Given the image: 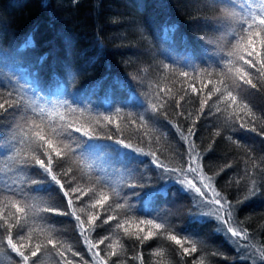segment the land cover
I'll use <instances>...</instances> for the list:
<instances>
[{
    "label": "trees",
    "instance_id": "16d2710c",
    "mask_svg": "<svg viewBox=\"0 0 264 264\" xmlns=\"http://www.w3.org/2000/svg\"><path fill=\"white\" fill-rule=\"evenodd\" d=\"M227 32L217 0H0V82L3 84L0 93L6 97L4 89L11 90L9 78L13 83H22L31 79L30 73L38 74L43 91L38 96L29 91L37 103L51 107V103L66 102L78 109L72 115L66 107L62 108L66 119L85 126L91 123L92 130L101 133V139L82 138L86 143L78 145L76 158L67 161L65 166H71L75 177L73 185L104 186L109 204L131 205L127 213L125 209L105 212L99 206L90 209L86 203L89 196L75 200L78 194H73L82 219L86 220L87 216L80 208L100 213L97 224L101 226L89 235L94 243L105 236L111 237L118 255L112 256L108 264L117 260L120 264H192L193 261L199 264L201 260L203 264H253V260L255 264H264L260 253L251 247L255 244L264 250V87L257 90L242 86L237 90L254 116L238 110L240 119L235 116L228 119L226 113L216 111V105L211 112L205 107L204 114L198 116L200 90L206 94L215 81L204 87L199 80L191 79L198 74L193 72V67L217 72L223 67L228 59L225 52L236 43ZM27 41L31 45L25 47ZM165 65L177 73L187 71L188 78L174 75ZM189 84L198 91L193 93ZM155 92L167 100L159 113H154L149 103ZM213 101L224 108L225 101L219 93L211 97L209 104ZM165 111L167 115L163 114ZM5 115L7 118L0 116V134L6 133L8 125L14 123L12 116ZM138 115L145 117L147 128L129 122ZM105 116L111 117L112 122L102 120ZM245 122L249 126L241 128ZM190 127L195 136L185 141L177 128L188 135ZM251 127L256 131L250 130ZM109 134L142 148L145 153L155 152L164 164L177 168L187 165L189 143H193L202 157L200 174L212 177L215 190L231 202L234 226L247 231L251 240L247 249L252 259L246 258L235 241L231 242L215 216L202 215L217 206L201 202L194 191L182 190L173 174L163 173L167 178L161 179L158 175L161 170L154 165L129 164L122 157L108 153L104 146L112 141L104 137ZM81 159L93 165L90 172L86 167L81 169ZM138 159L150 162L153 157L139 155ZM11 164L8 159L0 160V198L9 191V186L15 183V190L20 186L9 167ZM134 169H139L135 174L137 180L140 172L146 173L143 187L132 188L125 183ZM200 174L189 171L187 176L206 191ZM253 180L255 195L248 196ZM107 185L114 187L116 193ZM34 187L44 190L33 192ZM156 190L161 194L150 195ZM24 192L32 204L67 209V198L55 185H29ZM207 196H212L210 190ZM112 215L117 218L101 224ZM149 219L156 223L163 220L181 236L189 235L197 241L198 251L184 255L165 235L141 243L123 229L113 227L118 220H128L124 228L135 233L138 221ZM197 219L207 223L195 222ZM35 224L51 229L52 236L64 242L65 257L74 264H95L74 217L41 211ZM33 226L30 219L25 234ZM139 227L145 233L149 230L146 224ZM33 239L44 240L46 236L34 233ZM117 240L123 244V251ZM109 242L105 240L95 250L104 256L110 251L106 248ZM69 246L80 253L83 262L80 256H71L67 251ZM13 260L19 258L9 250L5 264H13ZM38 260L39 264H60L61 257L49 245Z\"/></svg>",
    "mask_w": 264,
    "mask_h": 264
},
{
    "label": "snow or ice",
    "instance_id": "6c2138e0",
    "mask_svg": "<svg viewBox=\"0 0 264 264\" xmlns=\"http://www.w3.org/2000/svg\"><path fill=\"white\" fill-rule=\"evenodd\" d=\"M217 7L223 13V22L228 29L227 35L235 39L236 43L231 45L225 52L228 59L224 61L223 67L216 66L220 68L218 72L210 71L208 68L197 70L193 67V72L198 73L191 78L193 82L199 80L204 84V87H207L208 83L215 81L206 94L203 93L202 89L200 90L201 95L198 97L199 109L197 115H203L205 107L211 112L213 105H216V111H223L227 114L228 119L233 116L236 119H240L238 110L244 111L246 116H254L252 109L245 103L237 90L241 89L242 86L257 90L264 87V0H217ZM30 45L31 41H27L25 47ZM164 68L172 71L174 75L184 78L189 76L187 71L177 73L174 69H170L168 65H165ZM29 75L31 79L22 83H13L11 78H9L8 82L11 84V90L4 89L7 92L6 97L0 93V110H2L0 116L7 118L5 114L10 115L14 121L13 124L8 125L6 133L0 134V160L8 159L12 162L9 167L17 176L20 184L18 190H15V183L9 186V191L5 193L3 198H0V264H5V257L9 256V250L10 253H14L15 257L19 258L18 261L13 260V264H39L38 258L40 254L47 251L49 245L61 257L60 264H74L71 258L65 257V253L62 250L65 248L64 242L54 238L51 229L35 224L36 215L41 211L74 217L77 221L76 227L79 229L84 243L88 246V251L92 253L95 264H108V260L112 256L118 255L116 247L111 243V237L105 236L98 243H94L89 235L91 231L101 226L97 224V221L100 220V213L80 208L79 211L85 212L87 216L86 220L82 219L78 214L73 194H78L75 195V200H80L83 196H89V201L86 202L89 208L96 209L99 206L105 212L125 209L127 213L130 211L131 205H127L124 202H114V206L109 204L110 197L105 193L104 186L95 184L91 186L73 185L75 177L71 174L72 168L70 165L65 166L70 158H76L77 146L86 143L82 138L86 137L88 140L101 139V133L93 131L91 123L85 126L78 123L77 120L66 119L65 113L61 111L62 108L66 107L68 113L72 115L78 111V109L66 104V102L51 103V107L37 103L33 96L29 95V91L31 90L33 95L38 96L43 91V87L38 74L30 73ZM0 87H3L2 82H0ZM189 87L193 93L198 91L192 84H189ZM216 93H219L220 97L225 101L223 109L218 106V101H213L211 105L209 104V100ZM184 95H187V91H185ZM184 95L180 96L181 100L184 99ZM149 103L151 110L154 113H159L165 108L167 100L159 92H155ZM234 105L236 106L235 108H233ZM176 106H180L179 101L176 102ZM229 108H233L231 113L228 112ZM9 109L13 111L10 112ZM116 111L119 113L120 109ZM163 114L167 115L166 111ZM53 116H57L58 119H53ZM16 117L20 119L16 120ZM102 120L109 123L112 122V118L109 116L103 117ZM129 122L138 123L141 128L148 127L143 115H138L135 120L130 118ZM194 124L195 121H193ZM248 126L249 122L241 123L240 125L241 128ZM117 129H119V125H117ZM250 130L256 131L255 127H251ZM177 131L180 132L185 141L188 140L189 136H195V131L192 127L188 128V135H185L179 128H177ZM75 133H79V136L74 135ZM104 138L112 141L111 144L104 146L108 153L114 154L116 157H122L129 164L154 165L156 169L161 170V173H158L161 179L167 178L163 173L173 174L177 177L176 182L182 186V190L194 191L201 202L217 206L209 212L202 213V215L215 216L216 220L224 226L222 231L229 239H234L238 248L249 247L251 240L247 231L239 228L238 225L234 226L232 222L233 211L231 202L215 190L212 177L200 174V160L202 157L195 151L193 143H189L187 165L177 168L164 164L156 156L155 152L145 153L142 148L133 147L131 143H126L123 139H116L110 134ZM139 155H151L153 159L150 162L141 160L138 159ZM79 163L82 170L86 167L90 172L93 167L91 163L83 159ZM32 169H38V171H30ZM189 171L200 174L201 183L206 191H202L201 187H198L191 179H188L187 173ZM137 172H139V169L129 172L130 179L125 182L128 187L144 186L146 173L140 172L139 180H137L135 178ZM42 184L58 187L60 192L63 193V197L67 198V209H71V211L51 207L47 204L37 205L30 203V198L24 192L25 187ZM66 185L71 186L66 187ZM107 187H110L111 191L116 193L114 187L111 185H107ZM43 190L40 187L32 188L33 192ZM207 190L212 192L210 198L207 196ZM159 194H161L160 190H156L150 195ZM252 195H255V180H253L252 187L248 191V196ZM116 218L115 215L108 216L101 221V224L109 223V221ZM30 219L33 220L34 226L25 234L24 229ZM40 219L44 220L45 218L41 217ZM195 222L207 223V221L202 219H197ZM126 223H128V220H118L113 227L116 230L123 229L126 235L134 236L141 243L154 236L165 235L167 240L180 247L184 255L198 251L195 239L187 234L181 236L170 224L163 220L159 223L151 219L139 220L137 224L138 232L135 233L129 232L127 228H124ZM145 224L149 226V230L146 233L144 228L139 227V225ZM34 233L45 235L46 239L34 240ZM105 240L110 241L106 245V248L110 249V251L101 256L100 252L95 249H98L99 244H104ZM240 241H249V243L241 244ZM116 243L119 245L120 250L123 251V244H120L119 240ZM185 245H190V247ZM251 247L260 253L261 259H264V250L258 248L255 244H251ZM67 251L71 253L72 257L80 256V253L74 251L70 246L67 247ZM215 254L213 253V255ZM246 258L252 259V256ZM80 260L83 262L82 256H80ZM113 264H120V262L117 260ZM192 264H197V262L193 261ZM199 264H203V261L201 260ZM253 264H255V260H253Z\"/></svg>",
    "mask_w": 264,
    "mask_h": 264
},
{
    "label": "rangeland",
    "instance_id": "374dc122",
    "mask_svg": "<svg viewBox=\"0 0 264 264\" xmlns=\"http://www.w3.org/2000/svg\"><path fill=\"white\" fill-rule=\"evenodd\" d=\"M210 197H211V196H210ZM231 242L234 243V240L232 239ZM238 249L242 250L243 254H245L246 257L249 256V252H248V249H247V248L240 247V248H238Z\"/></svg>",
    "mask_w": 264,
    "mask_h": 264
}]
</instances>
